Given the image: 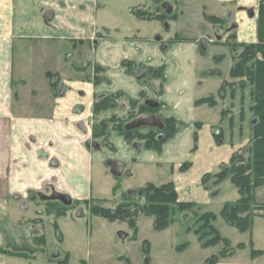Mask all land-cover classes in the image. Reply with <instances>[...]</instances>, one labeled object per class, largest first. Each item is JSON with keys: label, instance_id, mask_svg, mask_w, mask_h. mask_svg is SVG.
Segmentation results:
<instances>
[{"label": "rangeland", "instance_id": "rangeland-1", "mask_svg": "<svg viewBox=\"0 0 264 264\" xmlns=\"http://www.w3.org/2000/svg\"><path fill=\"white\" fill-rule=\"evenodd\" d=\"M87 2L93 3V5H86ZM164 2L171 5L169 14L162 8ZM224 2H220V0H70L69 2L63 0L61 2L63 7H60V3H56L62 11L60 14L58 12V15L69 21L70 24L83 26V30L89 33L93 30L94 33L91 35V39H86L83 44H79L77 41L74 45L69 40L74 31L70 30L69 34L65 31V34L69 37L68 40H57L55 43L57 48L61 47L60 53L65 57V64L61 60L55 63L51 59H43L45 52L42 51L35 55L33 65L34 67L37 65L41 77H44V72L49 69L54 73L58 72L62 79H66L65 82L67 83L75 79L73 77L75 72L70 67L71 62L80 60L83 56L92 58L90 60L92 66L80 78L88 77L89 82L94 86L103 83L102 92H106L103 96L121 95L117 98L114 109L99 114L93 113L91 116L93 122L109 121L112 117L123 118L125 119L123 122H125L130 116L138 117L139 113H137L136 108L141 102L145 103L150 100L157 102V98L165 93L167 87L172 85L173 91L176 88L179 90L182 85L186 86V83L197 78V84L202 87H194L189 97L195 99V102L210 97V103L213 105H194L199 110L202 108V112L200 111L199 117L196 116L197 119L193 124L191 139H186L187 147H191L190 153L193 154L197 150V141H194V134L198 138V130L201 126L200 120H206L204 115L208 113V110L215 111L219 117L217 125L212 129L213 133L220 134L221 141L224 143L229 145L233 143L240 144V149L235 153L242 152L249 144L252 136L253 113L249 109L252 104L250 98L251 88L246 85L247 87L243 89L240 84L241 82L247 84L246 79L231 78L230 69L236 63L242 51L241 45L257 41L259 0H230V2ZM250 8H254L255 19H251L247 15L246 11ZM134 9L149 12L151 19L139 20L137 17L135 18L130 14L131 10ZM90 12L94 13L93 16ZM77 15L85 17L86 20L83 25L78 24ZM160 16L165 17L164 21L158 19ZM93 19L94 25L92 24ZM213 19L218 21H213ZM234 22L239 24L238 29L234 27ZM111 26L120 28L122 34L127 32L128 36L134 34L131 36H134L136 41L145 36L140 41L149 44L148 53L150 54L149 59L145 62L136 63L130 59L122 60L120 69H124L125 73L119 74L118 78L114 80V84L112 83L110 68L92 61L101 49L98 42L107 39V42L113 43L116 39L113 33L109 34L110 31L104 30V27L110 28ZM60 27L63 28V26ZM160 34L168 35L164 42L165 50H161L160 45L154 40ZM202 37L207 38V49L204 51L199 46V40ZM192 44L195 45L196 51L191 48ZM100 52L103 53L104 51L101 50ZM161 56L165 57L170 63L168 70H165V64L154 66V63L159 62V59L155 57L160 58ZM123 62L131 63L132 69L126 71ZM192 62L195 63L194 75L192 72L188 74L186 71L187 67L189 70L192 68L190 64ZM150 64L153 66H149ZM156 69L162 70L157 77L152 73ZM137 74H141V76L137 78ZM167 75L170 78L168 82ZM94 77L98 80L103 79L96 84ZM116 87L121 91L110 93L112 92L111 89H116ZM140 88L141 91L137 99H132L133 94ZM106 90L111 91L107 92ZM169 90L171 89L169 88ZM140 93L143 94L142 97ZM91 96V94H85L86 100L85 98L82 100L88 102ZM96 98H94V101ZM128 100L136 101L137 107L130 106ZM135 109V113L128 115V111ZM197 109H195V112H197ZM86 111L87 109L83 114ZM145 115L148 114L143 113L140 116ZM86 122L87 127H90L91 121L87 120ZM178 122V133L183 132L189 126L185 122ZM111 127L112 123L106 124L104 134L100 136L101 130H99L95 135L100 149L94 153L96 156H94L91 164L88 183L90 198L77 200L69 197L72 205L67 206L62 202L52 201L51 194L47 191L32 192L26 196H20L19 194L4 196L0 194V205L5 198L9 207L7 212L0 211V220L9 219L13 222L14 228L26 224L36 230L38 232L36 237L44 239L42 247L45 249H49L48 247H50V250L54 247L76 249L73 251L71 264H79L81 259L86 260L88 264H204L208 258L217 256L221 252L225 257L220 259L217 264H264V219L258 217L261 212L255 208L249 210L248 216L252 218V226L248 231L241 232L234 226H230L219 214L225 204H232L239 199L238 191L228 180L216 184L211 175L204 180L202 178L205 174L200 178V186L203 188L201 181L206 184L207 189L203 188V190L208 193V196L203 197V191H199L196 196L199 204L192 202L193 206L183 211L172 204L170 206V209L173 210L170 214L172 222L162 231H154L153 217L142 214L133 220L132 226L129 220L108 221L91 215L90 207L97 204V202L105 201L101 204V207L113 209L116 204L128 199V196H126L128 193L132 197L133 191L146 184L160 187L172 183L177 195V202H186L178 197L175 184L170 181L173 175H181L191 169V155H187L182 148L184 158L179 159L176 163H146V160H144L145 155L150 153L162 155L163 148L169 140L162 145L160 151L141 148V143L137 145V149ZM140 131L143 134L146 132L143 128ZM88 136L90 140L92 135ZM117 137L129 146L127 152L123 148L118 152L115 150L111 139ZM134 149L141 152L137 153ZM185 149L187 150L186 147ZM131 153H134L133 159H137V162L143 160V163L134 164L130 162L127 158ZM117 155L120 159L117 158ZM113 158L120 161L119 164L123 170L121 177L112 176L105 164L106 160H114ZM197 164V169H199V162ZM182 167H185V170ZM131 170L133 175L130 177L125 176V173ZM218 170L219 168H215L213 173ZM189 189L191 193L194 192V187ZM213 192L215 193L214 196L212 195ZM40 195L43 197H40ZM191 195L194 196L195 194L192 193ZM16 196L17 199H15ZM253 197L257 206L264 205V187H257L253 191ZM22 200L32 202L31 207L39 210L34 215V219L19 218L20 214L23 215V211L19 210L20 212H18L19 208L17 206L19 203L22 204ZM129 201L130 203L143 202L137 197H132ZM77 206L85 210V212L82 211V218L80 219L76 218ZM11 208H15L18 215H12ZM208 213L216 215V220L210 221V225L221 238H226L229 241L228 244L219 242L215 246L203 248L201 243L198 242V235L205 232V230L199 231L198 229L202 223L200 217ZM66 216H69L68 220L60 222V227H58L56 220ZM244 216L246 215H242V217ZM45 236L49 245L46 244ZM2 237L3 235L0 233V238ZM211 238L212 235H206L205 240ZM34 239L33 236L30 240L32 245L37 244ZM61 243H63V246ZM241 244L244 247L239 249L238 245ZM3 248L5 249L4 242L1 241L0 249ZM254 251L262 254L253 256ZM87 252H90V255H87ZM58 257L50 259V261H60L61 258Z\"/></svg>", "mask_w": 264, "mask_h": 264}, {"label": "crops", "instance_id": "crops-1", "mask_svg": "<svg viewBox=\"0 0 264 264\" xmlns=\"http://www.w3.org/2000/svg\"><path fill=\"white\" fill-rule=\"evenodd\" d=\"M62 1L0 0V194L4 196L8 194L26 196L32 192L47 191L50 194L53 192L62 193L77 200L90 198L88 192L89 175L91 164L96 155L86 146L88 135H90V127H87L86 121L92 118L94 98L105 95L106 92H102L104 85L100 83L94 86L91 82L83 81L80 78L82 74L74 72V81L67 83L65 82L66 79H62L58 72L54 73L49 69L44 72V77H41L37 65L35 67L33 65L35 55L42 51L45 52L43 59H51L55 63L61 60L65 64V57L60 53L61 47L57 48L55 45L57 40H68L69 37L65 31L68 34L70 30L74 31L71 39H69L74 45L77 41L79 44H83L86 39H91V35L94 33L93 30L90 33L83 30V26L70 24L69 21L58 15V12L60 14L62 11L56 3H60V7H63ZM64 1L69 2L70 0ZM221 1L230 2V0ZM87 4L93 5L89 2ZM130 8L128 9L129 12ZM250 9L253 10V15L249 16V10L246 11L247 15L249 18L255 19L254 8ZM48 10L53 12V17L50 22L46 23L43 20V15ZM90 13L93 16L94 13ZM76 18L78 24L81 23V25L86 20L82 15H77ZM39 20L42 22L40 23ZM53 21L54 24L52 25ZM235 23L234 25L238 29L239 24ZM92 24H95L94 19ZM104 30L110 31L109 34L113 33L116 41L110 43L104 39L98 42V44L100 43V51L103 50L104 52L98 51L99 54H96L92 61L110 68L111 79H113L112 83L114 84V80L118 78L119 74L125 73L124 69H120V62L125 59H130L136 63L145 62L150 55L148 53L149 44L140 41L145 36L136 41V38L131 36L134 34L129 36L128 32L122 34L117 26L104 27ZM167 37L168 35L160 34L154 38L161 50H165L164 42ZM191 48L196 51L195 45L192 44ZM87 57L83 56L82 58ZM155 58L159 59V62L154 63V66L165 64V70H168L170 63L165 57ZM190 64L192 68L189 70L187 67L186 71L188 74L192 72L194 75L195 63ZM149 66L153 65L150 64ZM46 73L55 74L59 77L61 84L65 85L66 89L62 95L60 93L55 95ZM168 79L170 78L167 75V82ZM197 83L198 79L195 78L186 83V86L182 85L181 89L176 88L175 91L172 90L173 86L171 85L166 88L164 94L157 98V102L163 105V109L158 113L162 119L174 117L189 126L167 142L162 155L150 153L145 155L144 160L150 164L176 163L179 159L184 158L185 150L187 155H191L192 167L181 175H173L170 182L175 184L178 197L181 200L199 204L196 199L199 191H203V197L208 196V193L200 186L202 175L213 173L215 168L218 169L221 165L228 163L233 153L239 150L241 146L236 143L229 145L222 141L220 145L216 143L212 129L217 125L219 117L215 111L208 110V113L204 115L206 120H200L197 150L193 154L190 153L191 147H187L186 139H191L196 116L199 117V113L202 112V108L200 110L195 108V99L189 97L194 87H202ZM111 90L112 92H110ZM111 90L106 91L110 93L121 91L117 87ZM140 91L141 88L131 98L137 99ZM85 94L92 95L88 102L83 101L84 98L86 100ZM76 105L82 106V111L79 114L72 112ZM86 109V113L83 114ZM111 143L114 144L117 152L121 148L126 152L128 151L129 146L119 137L112 138ZM136 152L140 153L141 151ZM133 154L131 153L127 158L130 162L134 164L143 163V160L137 162V159H133ZM117 158L113 159L117 161ZM52 160L57 162V166L50 165ZM117 162L120 163V161ZM198 162L199 169H197ZM131 172L133 175L132 170ZM190 186L194 187V192H192L195 194L194 196L191 195ZM22 203L26 204L27 209H21V203L18 204V212H20L19 210L23 211V215L20 214L19 218L34 219V215L39 210L31 207L32 202L22 200ZM8 208L4 198L0 205V211L7 212ZM10 210L12 215H18L15 208ZM68 218L69 216L57 219L58 227H60V222L68 220ZM1 241L3 242V237L0 238V248ZM45 241L49 245L46 236ZM61 245L63 246V243ZM48 248L45 249V254L0 253V264H58L57 261H50V259L57 258V256H50L52 251L58 252L61 259L64 255H68L67 264H71L73 251L76 250L56 247L50 250V247ZM86 254L90 255V252ZM79 264L88 263L81 259Z\"/></svg>", "mask_w": 264, "mask_h": 264}, {"label": "trees", "instance_id": "trees-1", "mask_svg": "<svg viewBox=\"0 0 264 264\" xmlns=\"http://www.w3.org/2000/svg\"><path fill=\"white\" fill-rule=\"evenodd\" d=\"M131 14L137 19H151V14L147 11L131 10ZM164 21L165 17L160 16L158 18ZM213 21H218L213 19ZM256 42L250 44H242V51L239 54L236 63L230 69L231 78H244L247 84L241 82L240 86L244 89L249 85L250 98L252 104L250 105V111L253 113V120L251 122L252 136L249 144L242 152H237L231 156L227 164H223L219 167V170L213 174H205L203 180L207 176H212L216 184H220L225 180H228L237 189L239 199L232 204H225L221 211L220 217L227 222L230 226H234L241 232L250 230L252 226V218L248 216L250 209H257L261 212L258 217L264 219V205L257 206L255 198L253 197V191L257 187H264V0L258 2V19H257V31ZM127 71L132 69V64L129 62H123ZM162 70L156 69L152 73L155 76H159ZM47 78L50 81V87L56 95L58 81L55 79V75L46 73ZM103 79V78H102ZM102 79L96 78V84L100 83ZM142 93L140 96L142 97ZM121 95H106L101 98H96L93 103V113L99 114L103 111L114 109L116 107V100ZM211 98H203L194 103L195 106L202 104L213 105ZM129 104L132 107H137V102L129 100ZM158 109L163 105L158 103ZM139 115L143 113L153 114L157 113V110L149 109L144 103H140L136 108ZM135 117H131L132 119ZM114 130L120 133L130 145H141V148L147 150L160 151L161 147L168 140L172 139L179 131V122L174 118H163L164 128L162 131L156 129L145 128L146 132L143 134L140 130L126 131L124 129V122L118 120L116 117L110 118L109 121L100 122L101 131L100 136L104 134L106 124L115 123ZM122 121V122H121ZM213 137L217 144L221 143V135L213 133ZM194 141H197V136L194 134ZM185 170V167H182ZM202 182L203 188L207 189L206 184ZM131 193V192H130ZM214 193V192H213ZM212 193V194H213ZM127 200H123L116 204L112 208L101 207V204L105 201H99L97 204L90 207L91 215L101 217L108 221H125L129 220L130 225L134 223V219L139 215H145L153 217V229L154 231H162L171 224L172 209L170 206L175 204L177 209L183 211L193 206L192 202H177V195L172 183L156 187L152 184H146L143 187L133 191L132 197L141 199L142 203H130L131 195L128 193ZM246 215L242 217V215ZM216 215L213 213L204 214L200 217V230H205L204 233L198 235V242L201 243L203 248L212 247L219 242L228 244L229 241L226 238H221L217 231L212 228L210 221L216 220ZM199 233L198 231L196 232ZM206 235H212V238L205 240ZM37 241L36 246H42L44 243L43 238L35 237ZM244 246L238 245L241 249ZM0 253L13 254L9 250L0 249ZM253 253V252H252ZM262 254L261 252L254 251L253 256ZM232 255V254H231ZM26 256V255H25ZM224 254L221 252L217 256L208 258L204 264H217L219 260L224 258ZM68 255H64L58 264H67Z\"/></svg>", "mask_w": 264, "mask_h": 264}, {"label": "water", "instance_id": "water-1", "mask_svg": "<svg viewBox=\"0 0 264 264\" xmlns=\"http://www.w3.org/2000/svg\"><path fill=\"white\" fill-rule=\"evenodd\" d=\"M162 8L163 10H165L167 14L171 12V5L168 2H164L162 4ZM248 13H249V16L251 17L253 15V10L250 9ZM52 17H53V12L48 10L43 15V20L46 23H48L52 20ZM234 27H236V25H234ZM206 43H207L206 37L200 38L199 46L202 51L206 50ZM89 64H90V60H86L80 63L73 62L71 64V67L76 72H84L89 66ZM140 76L141 74L136 75L137 78H139ZM62 94L63 92L60 91V95ZM147 104L153 109L158 107V103L154 100L148 101ZM81 111H82V106L80 105H76L72 110L74 114H79ZM141 128H150V129H156L158 131H162L164 128L163 119L158 114H152L147 117H139L134 120H131L124 127L126 131H133V130H138ZM90 130H91V135L95 136L99 132V125L97 123H93L91 125ZM89 144H90V140L86 142V145H89ZM93 145L95 146V143H93ZM134 147L137 148V145H134ZM105 164L108 167L109 172L112 176L114 177L122 176L123 170L117 161L106 160ZM50 165L55 167L57 166V162L55 160H52L50 162ZM131 175H132L131 171H128L127 173H125V176L127 177H130ZM212 195L214 196L215 193H213ZM54 197L62 201V203H64L65 205H68L71 202L69 196H66V195L55 194ZM15 199H17V196L15 197ZM21 209H26L25 203L21 204ZM81 213L78 212L76 214L77 219L82 218ZM0 233L3 235V242H4V246L6 250H9L14 253H27L29 255H33L35 253L45 254L44 248L35 247L30 243L31 238L33 236H36L38 232L36 230L31 229L28 226L14 228L13 222H11L9 219H1L0 220Z\"/></svg>", "mask_w": 264, "mask_h": 264}, {"label": "flooded vegetation", "instance_id": "flooded-vegetation-1", "mask_svg": "<svg viewBox=\"0 0 264 264\" xmlns=\"http://www.w3.org/2000/svg\"><path fill=\"white\" fill-rule=\"evenodd\" d=\"M82 44V43H81ZM86 60H91L90 58H82L81 60H79V61H73V62H78V63H80V62H83V61H86ZM73 62H71V64L73 63ZM71 64H70V67H71ZM90 66H92L91 65V61H90V64H89V66L87 67V69L86 70H88V68H90ZM72 68V67H71ZM85 70V71H86ZM74 71V70H73ZM84 71V72H85ZM127 71V70H126ZM75 73H80V74H83L84 72H76V71H74ZM55 75V74H54ZM56 76V75H55ZM95 78V77H94ZM94 78H93V81H94ZM55 79L58 81V86H57V89H58V91L56 92V95H58L59 93H60V91H62V92H64L65 90L64 89H66V87H65V85H63V84H61V82H60V79H59V77L58 76H56L55 77ZM82 80L83 81H85V82H89V80H88V77H86V78H82ZM95 81H96V78H95ZM101 97H103V96H101ZM101 97H97V98H101ZM128 102H129V100H128ZM148 102V101H147ZM147 102H145L144 104L149 108V109H151V110H159L158 109V107H159V105H158V107L157 108H155V109H153V108H151L148 104H147ZM135 111H136V109L135 110H130V111H128V115L129 114H132V113H135ZM160 112V110L157 112V113H153V114H158ZM150 115H152V114H149V115H145V116H143V117H147V116H150ZM159 115V114H158ZM139 117H142V116H138V117H135V118H132V119H127V121H125L124 122V127H125V125L128 123V122H130L131 120H134V119H136V118H139ZM118 120H125V119H123V118H120V117H116ZM90 129H91V125L93 124V123H97L98 125H99V130H101V125H100V122H93V120H92V118L90 119ZM118 124V121H116L115 123H112V127H111V129H113L114 128V126H116ZM83 125V124H82ZM143 129H145V128H143ZM150 129V128H149ZM138 130H140V129H138ZM90 134H91V130H90ZM89 140V139H88ZM87 140V141H88ZM96 140H97V138L95 137V136H93L92 135V138L90 139V144L89 145H86L92 152H96V151H98L99 149H100V145L96 142ZM86 141V142H87ZM93 143H95V146L93 145ZM134 146V145H133ZM117 178V177H116ZM55 194H61V195H65V194H62V193H57V192H53V193H51V197H52V201H59V202H62V201H60L59 199H57V198H55L54 197V195ZM66 196H68V195H66ZM40 197H43L42 195H40ZM43 200H45V198H43ZM64 204V203H63ZM65 205V204H64ZM70 205H72L71 204V202H70V204H68L67 206H70ZM80 210H82V211H84L85 212V210H84V208H82V207H80V206H77L76 207V211H78V212H82V211H80ZM77 212V213H78ZM22 226H28V225H26V224H24V225H21L20 227H22ZM19 227V228H20ZM29 227V226H28ZM32 229V228H31ZM38 235V234H37ZM36 235V236H37ZM36 236H34V237H36ZM33 246H35V247H42V246H36V245H33ZM42 248H44V247H42ZM45 249V248H44ZM46 251V250H45ZM58 255H59V253L58 252H56V251H52L51 252V254H50V256H53V257H58Z\"/></svg>", "mask_w": 264, "mask_h": 264}]
</instances>
